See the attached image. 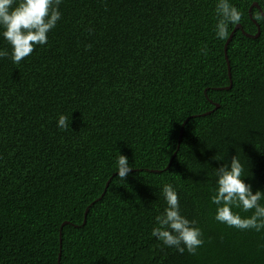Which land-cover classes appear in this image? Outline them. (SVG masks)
Returning a JSON list of instances; mask_svg holds the SVG:
<instances>
[{
  "label": "trees",
  "instance_id": "16d2710c",
  "mask_svg": "<svg viewBox=\"0 0 264 264\" xmlns=\"http://www.w3.org/2000/svg\"><path fill=\"white\" fill-rule=\"evenodd\" d=\"M229 2L226 51L216 0H63L46 45L0 59V264H264V230L216 222L210 200L213 158L264 190V0ZM164 183L203 233L195 255L151 236Z\"/></svg>",
  "mask_w": 264,
  "mask_h": 264
},
{
  "label": "clouds",
  "instance_id": "9594fccd",
  "mask_svg": "<svg viewBox=\"0 0 264 264\" xmlns=\"http://www.w3.org/2000/svg\"><path fill=\"white\" fill-rule=\"evenodd\" d=\"M63 0H0V38L8 48H0V59L7 57L18 65L37 46L48 42V33L61 19L60 5ZM217 17L214 36L224 41L229 37L230 28L241 23L243 13L229 0H216ZM250 18L256 23L264 22V8H257ZM71 113L58 114L56 127L60 131L70 129ZM225 157V156H224ZM214 159V188L210 197L215 205L213 219L227 227L241 231L264 230V190L253 191L252 185L245 182V169L237 155L230 160ZM128 158L122 154L115 159V172L118 181H123L133 170ZM159 196L164 208L155 216V226L151 236L164 246L175 249L180 254L187 252L195 255L203 245V233L196 222L181 214L177 189L171 183H164ZM239 209L249 216H241Z\"/></svg>",
  "mask_w": 264,
  "mask_h": 264
},
{
  "label": "water",
  "instance_id": "95a60500",
  "mask_svg": "<svg viewBox=\"0 0 264 264\" xmlns=\"http://www.w3.org/2000/svg\"><path fill=\"white\" fill-rule=\"evenodd\" d=\"M238 27H239V26H238ZM231 37H232V33L230 34L229 38L227 39V42H226V44H225V46H224V51H226V47H227L228 42L230 41ZM225 58L227 59L226 54H225ZM228 70H229V66H228ZM228 74H229V71H228Z\"/></svg>",
  "mask_w": 264,
  "mask_h": 264
}]
</instances>
